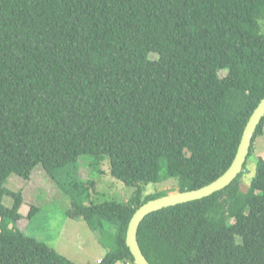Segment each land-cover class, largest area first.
I'll return each mask as SVG.
<instances>
[{
    "label": "trees",
    "instance_id": "16d2710c",
    "mask_svg": "<svg viewBox=\"0 0 264 264\" xmlns=\"http://www.w3.org/2000/svg\"><path fill=\"white\" fill-rule=\"evenodd\" d=\"M262 22L264 0H0V264H76L17 226L23 192L4 182L15 173L28 183L38 165L67 195V217L101 235L107 251L96 264H135L127 226L168 193L142 195L160 167L185 191L232 162L264 96ZM263 132L264 116L247 158ZM85 155L107 156L108 173L133 195L83 204L93 185L79 174ZM245 165L223 189L146 215L137 232L145 258L264 264V158L243 191ZM29 205L27 218L38 212Z\"/></svg>",
    "mask_w": 264,
    "mask_h": 264
},
{
    "label": "rangeland",
    "instance_id": "374dc122",
    "mask_svg": "<svg viewBox=\"0 0 264 264\" xmlns=\"http://www.w3.org/2000/svg\"><path fill=\"white\" fill-rule=\"evenodd\" d=\"M264 34V22L261 23ZM151 57L156 54L151 53ZM226 71L219 72L220 76ZM264 158V132L254 142L253 156L246 160L241 178V190L247 189L255 170V157ZM79 174L84 181H93L88 194L82 198L83 204L89 200L101 202L103 200H116L124 202L133 195L134 187L127 186L120 180L115 179L108 173V158L102 159L96 156H81L79 161ZM160 179L156 182H148L143 185V194L166 190L168 193L178 191L177 179L173 177L163 178L164 168L158 171ZM4 186L10 191L22 190L24 203L19 210L22 218L17 226L26 234H29L49 244L54 250L69 258L76 264H96V259L105 254L107 247L101 245L98 232L92 231L87 223L81 218L71 219L66 215V209L70 203L67 195L56 185L45 170L36 166L28 183L15 173H11L5 180ZM13 198L4 194L2 204L10 207ZM38 207V212L27 218L29 204ZM110 233L105 236L107 243L112 242L111 232L115 231V224H109ZM126 264V263H118Z\"/></svg>",
    "mask_w": 264,
    "mask_h": 264
},
{
    "label": "water",
    "instance_id": "95a60500",
    "mask_svg": "<svg viewBox=\"0 0 264 264\" xmlns=\"http://www.w3.org/2000/svg\"><path fill=\"white\" fill-rule=\"evenodd\" d=\"M264 116V96L250 114L241 134L236 153L229 167L210 183L196 189L166 193L142 203L132 214L125 236V243L135 264H151L143 255L137 240L138 227L146 215L161 208L201 199L228 186L242 171L256 127Z\"/></svg>",
    "mask_w": 264,
    "mask_h": 264
},
{
    "label": "crops",
    "instance_id": "0c3cea01",
    "mask_svg": "<svg viewBox=\"0 0 264 264\" xmlns=\"http://www.w3.org/2000/svg\"><path fill=\"white\" fill-rule=\"evenodd\" d=\"M22 207V206H21ZM21 207H20V209H21ZM19 209V210H20ZM21 212V211H20ZM104 255V253L103 254H101V256H98V258L96 259V263L101 259V257Z\"/></svg>",
    "mask_w": 264,
    "mask_h": 264
},
{
    "label": "built area",
    "instance_id": "2783aa9c",
    "mask_svg": "<svg viewBox=\"0 0 264 264\" xmlns=\"http://www.w3.org/2000/svg\"><path fill=\"white\" fill-rule=\"evenodd\" d=\"M126 264H129V263H126Z\"/></svg>",
    "mask_w": 264,
    "mask_h": 264
}]
</instances>
